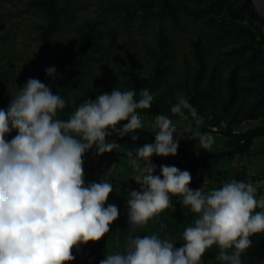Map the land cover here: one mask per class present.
Returning a JSON list of instances; mask_svg holds the SVG:
<instances>
[{"label": "rangeland", "instance_id": "1", "mask_svg": "<svg viewBox=\"0 0 264 264\" xmlns=\"http://www.w3.org/2000/svg\"><path fill=\"white\" fill-rule=\"evenodd\" d=\"M54 15L61 17L52 22ZM51 26L57 31L53 52L45 56L39 73L42 32ZM248 26L231 17L226 0H0V109L8 107L11 96L29 78L39 79L65 99L66 107L58 111V118L65 120L86 100L110 94L115 87L137 90V100L139 91L148 88L151 107L137 110L145 125L142 129L151 130L157 115H167L181 131L190 127L191 132H210L215 137L212 148L205 151L185 133L180 139L183 147L199 155H218L243 146L250 133L264 125V43ZM87 34L99 36L90 51L83 48ZM48 67H55L54 76L46 74ZM178 94L197 109L203 124L172 115ZM16 134L12 131L5 139L10 141ZM113 141L118 149L103 155L88 151L83 156L85 186L101 180L112 183L105 207L119 209L110 232L98 241L103 259L122 252L129 236L155 234L180 248L183 232L197 218L182 207V197L170 196L175 211L165 209L135 232L127 227L128 193L140 188L132 179L127 155L135 148L131 141L106 139ZM151 161L157 166L154 175H160L161 165L188 170L192 190L209 192L237 180L252 183L257 198L264 197V134L254 137L249 151L218 161L211 171L191 172L178 154L153 155ZM209 251L215 258L208 264H221L216 259L218 246ZM254 252L255 264H264V233L258 234ZM72 254L75 259L70 264L83 263L85 244ZM241 260L246 264L244 253Z\"/></svg>", "mask_w": 264, "mask_h": 264}, {"label": "clouds", "instance_id": "2", "mask_svg": "<svg viewBox=\"0 0 264 264\" xmlns=\"http://www.w3.org/2000/svg\"><path fill=\"white\" fill-rule=\"evenodd\" d=\"M250 4L264 20V0ZM45 72L52 77L56 69ZM18 89L8 107L0 109V264H70L74 248L98 242L119 217L117 206L105 207L112 183L85 186L83 156L94 146L96 155L118 149L115 141L106 142L113 133L139 140L134 133L145 125L137 110L150 108L153 95L145 88L137 100V90L115 87L110 94L86 100L65 120L58 111L66 101L50 86L29 78ZM170 111L181 120L191 117L196 125L203 124L183 94ZM122 121L127 123L117 127ZM150 129L155 142L127 153L132 179L140 186L128 193L127 227L135 232L165 209L175 211L170 196L182 197V207L197 218L183 232L184 244L178 249L155 234L129 236L122 252L106 255L100 264H202L213 245L219 248L216 259L221 264H242L241 255L252 247L250 238L264 233V197L257 198L252 183L237 180L209 192L192 190L190 172L176 166L161 165L160 175H154L157 166L151 157L175 156L185 133L205 151L215 137L190 127L181 131L167 115H157ZM12 131L17 134L6 140Z\"/></svg>", "mask_w": 264, "mask_h": 264}, {"label": "trees", "instance_id": "3", "mask_svg": "<svg viewBox=\"0 0 264 264\" xmlns=\"http://www.w3.org/2000/svg\"><path fill=\"white\" fill-rule=\"evenodd\" d=\"M228 2L229 5V13L231 15V17L235 20V21H239L241 23H245L246 21L244 20V18L242 17V15L240 14V12L237 10L233 0H226ZM61 16L57 15V16H53V18L51 19L52 22L56 21L58 19H60ZM56 19V20H55ZM249 31H251V33L254 36H257L261 39V41L264 43V37L259 35L254 29H252L250 26H248ZM56 29H54L53 26H51L50 28L44 29L42 32V41H43V46L39 52V59H38V72L42 73L43 69L42 67L45 64V56L48 55L49 53L53 52V37L56 35L57 31H55ZM90 32V30H89ZM91 33V32H90ZM88 37H86L87 41L85 46H83L84 49L87 50H91L92 48H95L97 39L98 37H92L91 34H87ZM57 81V80H56ZM57 83H60V81L53 83L51 86V89L53 90L55 88V85ZM117 127H122V126H117ZM135 135L139 136V140L137 141H133L131 139V135H125L123 137H119L117 134L113 133L109 136L106 137V139H122V140H126V141H131L136 143L137 148H140L142 146H144V144L146 143H152L155 142V133L152 132L151 130H145V129H138L136 131V133H134ZM264 134V125H260L259 127L255 128L250 135L248 136V139L246 140V142L243 144V146H237L232 150L220 153L218 155L215 154H206V155H199L196 153H193L191 151H189L187 148L182 146L181 141L179 140V147L177 150V154L181 157H183L186 160V167L191 171V172H195L197 173L198 169H202L204 171H211V169H213V167L215 166V164L223 159H230L232 157H234L236 154H241L244 152H247L250 150L252 142L254 140V137L259 136ZM174 140L177 138L176 135H174ZM92 152H96L97 149L95 148V146L93 147V149L89 150ZM201 170V171H202ZM257 236L258 234L252 236L250 239L252 240V247H250L248 250H246V252H244L245 257H246V264H255V242L257 240ZM85 248H86V254H85V258L83 263L81 264H100V261L103 260V252L101 249V245L99 244V242H89L87 244H85ZM215 255L209 251V249L205 252V254L202 257V264H208V262L210 260H214ZM217 264V263H215Z\"/></svg>", "mask_w": 264, "mask_h": 264}, {"label": "water", "instance_id": "4", "mask_svg": "<svg viewBox=\"0 0 264 264\" xmlns=\"http://www.w3.org/2000/svg\"><path fill=\"white\" fill-rule=\"evenodd\" d=\"M246 23L264 37V20H260L251 8L250 0H233Z\"/></svg>", "mask_w": 264, "mask_h": 264}, {"label": "crops", "instance_id": "5", "mask_svg": "<svg viewBox=\"0 0 264 264\" xmlns=\"http://www.w3.org/2000/svg\"><path fill=\"white\" fill-rule=\"evenodd\" d=\"M109 140H116V139H109ZM118 140H122V139H118ZM132 144H133L134 148L137 149L136 143L132 142Z\"/></svg>", "mask_w": 264, "mask_h": 264}]
</instances>
